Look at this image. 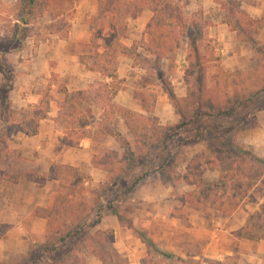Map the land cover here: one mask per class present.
<instances>
[{
    "label": "trees",
    "instance_id": "obj_1",
    "mask_svg": "<svg viewBox=\"0 0 264 264\" xmlns=\"http://www.w3.org/2000/svg\"><path fill=\"white\" fill-rule=\"evenodd\" d=\"M78 1L16 0L4 11L3 32L0 33V161L14 131L37 134L41 121L47 119L50 112L47 95H43L38 104L20 109L12 107L9 94L16 71L5 56L24 49L32 34L31 26L46 14L51 17L46 25L48 32L67 37ZM145 9L152 12L144 29L149 40L141 39L128 46L123 42L128 35V20L137 18ZM230 16L232 19L226 20V24L258 54L259 63L245 71L226 72L214 51L201 47L204 41L201 30L187 25L181 8L172 0H100L97 12L85 18L91 39L88 52L81 54L79 61L87 70L101 75L98 86L102 93L98 92V95L107 105L108 112L94 117L88 91L70 92L61 87L59 92L63 98L55 123L64 130L58 138L60 144L71 147L84 138L92 142L95 148L92 165L105 171L106 178L93 188L91 176L77 167L56 162L50 165L43 178L57 180L62 192L54 197L50 209L36 207L33 210V216L46 220L45 248L37 263L85 264L86 257L91 255L100 264H129L112 245L113 230L96 228L107 215L115 216L122 227L131 229L145 244L147 255L141 264L149 263L153 250L167 259L174 258L173 253L157 247L149 231H140L133 223L135 202H141L135 199V194L152 174H158L164 185L184 182L193 187L178 196L182 203L192 206L194 190L206 184L203 166L217 170L219 178L209 186L218 193L212 209L223 217L234 213L244 200L257 202L264 194V157L256 155L252 147L238 142V134L260 126L256 113L264 109V44L254 39L264 27V14L252 18L244 10H238ZM234 18L236 22H232ZM99 20L106 21L110 34L105 33L104 24L95 28ZM180 37H185L188 44L186 72L196 71L197 77L192 91L184 97L176 96L167 87L178 121L162 125L152 114L117 105L114 97L125 81L112 69L115 60L119 56L132 58L138 48L158 62L168 59L178 48ZM211 63L216 64L213 65L216 69L209 75L207 68ZM121 124L127 133L119 129ZM185 130L191 137L177 139ZM109 138L119 144L120 152L107 147ZM175 138L176 144L171 147ZM189 143H202L204 151L188 159L181 177L178 166L182 158L176 150ZM30 175L35 179L33 173ZM4 177L11 181L18 179L17 175L6 174ZM6 231L7 225L0 222V237ZM236 234L252 241L264 239V208H260L256 224L246 225ZM61 250L63 253L58 257H43ZM213 264L222 263L214 261Z\"/></svg>",
    "mask_w": 264,
    "mask_h": 264
},
{
    "label": "crops",
    "instance_id": "obj_2",
    "mask_svg": "<svg viewBox=\"0 0 264 264\" xmlns=\"http://www.w3.org/2000/svg\"><path fill=\"white\" fill-rule=\"evenodd\" d=\"M15 1L10 0V3L14 4ZM237 1L240 8L252 18H258L264 14V0ZM172 3L176 6L179 4L189 16H201L205 21L204 32L206 34H204L218 44L216 54L220 57V66L226 72L245 71L259 63L256 50L244 41H240L236 31L230 29L221 19L218 0H172ZM75 7L76 12L71 20L67 37L48 33L45 39H35L34 47L30 45L34 41L30 40L21 51L5 56L6 61L16 71V79L9 94L12 107L20 109L29 104H38L41 97L47 95L50 99V112L49 117L41 121L37 134L28 135L23 130L13 132L8 150L2 158L5 159V156L9 154V161H18L21 170L15 169L13 164L4 167L2 159L0 161V220L7 225V231L2 238L4 243L12 240L15 245V240H19L17 232L23 231L41 242L45 241L46 220L32 214L36 207L50 209L54 197L62 192L57 180L43 178L52 163L77 167L84 174L91 176L93 188H97L106 178L105 171L92 165V142L88 138H84L71 147L60 144L58 138L64 130L63 127L55 123V118L60 112V101L57 102L54 98L57 95L60 96L59 88L64 87L70 92L77 90L89 92L97 87L102 80L99 73L87 70L79 61V56L88 52V49L86 51L84 49L88 47L91 36L85 23V14L86 12L94 14L98 9V2L97 0H84L82 4ZM151 16L152 12L145 9L137 18L129 19L140 37L131 35L130 38L123 39L126 45L130 46L134 41H138V39L140 41L142 38L146 42L149 40L144 29ZM254 38L264 44V27ZM178 49L179 46L175 51ZM183 49L181 51H184V55L177 67L178 71L182 69V72L188 66L186 60L187 39ZM139 50L142 51L141 48H138L137 51ZM247 62H254V65L246 67ZM112 69L119 78L125 81L123 88L114 97V102L117 105L137 112L152 114L159 119L162 125L178 121V114L162 88L159 90L160 86L155 90L157 93L154 96V112L146 110L142 103L136 99L132 93L131 84L139 70L133 65L132 58L119 56ZM181 82L183 85L184 81L181 80ZM171 83L176 96H186V87L183 91L179 81L175 83L171 79ZM143 87L147 88L150 85ZM256 116L260 126L238 134V142L252 147L256 155L264 157V109L258 111ZM203 170H209L212 173V180L218 178L217 170L205 166H203ZM30 173H33L35 179H32ZM6 174L17 175L18 179L16 181L8 180L4 177ZM155 186L161 190L153 191ZM172 189L173 186L170 184H160L157 180L148 178L138 187L139 197L144 202L152 203L153 209H148L140 220L134 217V226L137 228L139 222L140 227L148 229L159 249L177 253L183 257H202V262L215 260L226 264L233 259L235 264H264V239L252 241L236 234L240 228L250 225V216L259 212L261 207L264 208V194L258 197L257 202L244 200V205L227 217H223L220 212L215 211L211 216V224L208 223L206 215L190 208V213L186 215L190 223L186 227L181 223L179 217L172 214L177 203L174 194L171 193ZM152 225L155 227L151 228ZM96 228L113 230L114 242L112 245L120 255L128 259L129 264H141V260L146 257L145 244L131 229L122 227L115 216L103 217ZM186 232L195 238L202 239L203 245L200 252L188 254L181 248L179 241ZM86 264H100V262L96 257L88 255Z\"/></svg>",
    "mask_w": 264,
    "mask_h": 264
},
{
    "label": "rangeland",
    "instance_id": "obj_3",
    "mask_svg": "<svg viewBox=\"0 0 264 264\" xmlns=\"http://www.w3.org/2000/svg\"><path fill=\"white\" fill-rule=\"evenodd\" d=\"M83 1L84 0H79L76 5L78 6V5L82 4ZM97 2H98V8H99L100 0H97ZM218 2L220 3L221 19L224 22L226 20H231L232 18L230 15L234 14L235 11L237 12L238 10H242L240 8L239 2L237 0H218ZM10 5H12L10 3V0H0V33L3 32L4 22L2 19L6 15V13H5L6 12L5 10H7L6 7H8ZM222 5L225 6L224 9L222 8ZM177 6L180 7L179 4ZM181 11H182L183 16L185 17V19L187 21V25L189 27H191L193 25V27L195 29L201 30V33L204 36V41L202 44L203 46H201V47H207L208 49H211L212 51H214L215 55L217 57H219L216 54V48L218 47V44L216 43V41L214 42L213 39H209L206 37V35H205L206 33L204 32L206 24H205V21L202 20L201 16H197V15H194V16L190 15L189 16L188 14H186L185 10L181 9ZM90 15H92V14L89 12H86L85 17H89ZM50 21H51V17L48 14H46L45 16H43L42 18H39L37 21L34 22V24L31 26L32 34L28 38L29 40L27 39V42L30 40L34 41L32 44L30 43V45H33V47H34V45H36L35 39H41V40L45 39L46 35L49 33L48 30L46 29V25ZM233 21L236 22L237 20L234 18L232 20V22ZM101 24H104V26H106L105 33L110 34V29L108 28V25L106 24L105 20L104 21L103 20L97 21L95 24V28H98ZM128 25L129 26H128V31H127V33H128L127 37L130 38L131 35L132 36L138 35V38H139L140 37L139 33L133 28L132 21L130 22L128 20ZM90 39H91V36H90ZM185 40H186L185 37H180L178 51H174L170 58L160 60L159 62L157 61V59L155 57L151 56L149 53H146V52L140 51V50L136 51L134 56L132 57L133 65L135 67H137L139 70V71H137L136 76L132 80V84H131V86L133 88L132 93L134 94L136 99L142 103L143 107L146 108L151 113H152V111L154 112V108H155L154 96H156L157 92L155 90L158 89L157 88L158 86H160L159 90H161V88H162V90L166 96H168L167 87L170 88L172 91L174 88V86H172L171 79L175 83H177V81H179L180 82L179 85H181L180 87L182 88L183 91L185 90V87H186V94L188 92L192 91V89H193V84H194L196 77H197L196 71L186 72L187 68H185L184 72H182V69H179V71H178V68H177L178 64L180 65V61L182 60V55H184L183 54L184 51H181V50H184L183 48L185 45ZM239 40L243 42V40H241L240 37H239ZM138 41H139V39H138ZM27 42H26V45H27ZM245 43L247 45H249L252 49H254L250 43H248V42H245ZM87 49H88V47L86 49H84V51H86ZM219 59H220V57H219ZM218 63L220 64V60ZM187 65H188V63H187ZM213 65H216V64L211 63L209 65V67L207 68L209 75L211 73H213V71H215V69H216V67H214ZM252 65H254V62H247L246 67H249ZM181 80L184 81L183 85H182ZM145 85H150V87H147V88L143 87ZM142 88H144V90H142ZM98 92L102 93V90L99 86L95 87L94 89H92L91 91L88 92V97L90 100L89 103L91 105L92 115L94 117H98V114L99 115L102 113L106 114V112H108L107 105L104 103L101 96L98 95ZM52 97H54V96H52ZM57 97H58V95L55 96L54 99L57 102H59L62 100L63 95L60 94V96L58 98ZM168 100H169V96H168ZM169 102H170V100H169ZM119 129L124 134L127 133V129L123 124L119 125ZM188 137L189 138L191 137V133L185 130L177 139L186 140V139H188ZM174 144H176V138L172 141L171 147H173ZM106 145L109 148L117 149V150H119V152L121 151L119 149V144L115 140H113L112 138L111 139L109 138L107 140ZM203 147H204V145L202 143H196V144L189 143V144H184V145L180 146L176 150L177 154L182 158V160L184 159L183 161L182 160L179 161V166H178V171H179L181 177L185 173V168H186V164L188 162V159L196 153H200L201 151L203 152L204 151ZM94 150H95V148L93 146V152H94ZM5 157H6L5 159L2 158V165L4 167H7L8 165L10 166V164H13L14 165L13 167H15V169H18V170L22 169L20 166V163L18 161L17 162L9 161V159H8L9 154L6 155ZM205 167H207V166H205ZM209 170H207V171L203 170V177L205 178L206 184L203 187L194 190V194L191 196V199H193V203H192L193 205L192 206H189L188 203H182L179 200L178 196L181 195L182 193L187 192V191H191L194 188L191 186H188L184 182L176 183L173 186L171 193L174 194L175 199L177 200V203L174 206V209L172 210V214L179 217L181 220V223L186 227L190 223L189 218L186 216L188 213H190V210H189L190 208L197 210L198 212L206 215L207 216L206 218L208 219V223L209 224L212 223L211 222V216L215 212V210L212 209V205L216 201L218 193L214 192L215 191L214 188L213 187L210 188L209 185H211L213 182L217 181L219 178V175H218V178H215L214 180H212L213 176ZM137 173H139V172L137 171ZM148 179H150V180L155 179V180H157V182L162 184L160 182L158 174L149 175ZM154 190H155V192H158L161 189H159V187L155 186L153 188V191ZM135 195H136L135 199L136 200L140 199L141 202H139V203L135 202L136 208H135V211L133 213V218L135 217V218H138L140 220L145 215V213L148 209H153L152 208L153 204L149 203V202H144L139 197L138 189H137V192ZM244 203L245 202L242 203V206L244 205ZM259 213H260V211L256 212L254 215L250 216V225H254L257 223V215ZM0 222H1V220H0ZM25 224H27V223H25ZM154 227L155 226H153V225L151 226V228H154ZM137 229L140 231L146 230L147 233L149 231L146 228L140 227L139 222L137 224ZM4 235L2 237H0V264H39L37 262H38L39 256L44 251V248H45L44 242L39 241L34 236L31 237L28 233L23 231V232H17V237L19 238V240H17L14 237L16 239L15 245H14L12 240H10V242L6 241L4 243V241H2V238L4 237ZM180 239L181 240L179 242L181 244V248H183V250L185 252H187L188 254L198 253L202 249V245H203L202 239L201 238H195L189 232H186L185 236L180 238ZM62 253H63V250L56 251V252L51 253V254H45L43 257L45 259H50L53 257H58ZM167 253H169V252H167ZM173 254L175 255L174 258H170V259L168 258L167 259V258L163 257L160 252H156V250H153L152 258L149 259L148 264H213L215 261V260H205V261H203L204 262L203 263L202 257H200V258H195V257H191V256L183 257L177 253H173ZM232 260L233 259L228 261L226 264H235V262ZM42 264H44V263L42 262ZM85 264H86V260H85Z\"/></svg>",
    "mask_w": 264,
    "mask_h": 264
}]
</instances>
